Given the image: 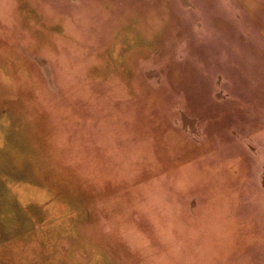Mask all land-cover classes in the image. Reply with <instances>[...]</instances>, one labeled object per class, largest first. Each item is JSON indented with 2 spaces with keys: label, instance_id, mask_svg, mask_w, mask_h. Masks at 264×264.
Returning a JSON list of instances; mask_svg holds the SVG:
<instances>
[{
  "label": "rangeland",
  "instance_id": "1",
  "mask_svg": "<svg viewBox=\"0 0 264 264\" xmlns=\"http://www.w3.org/2000/svg\"><path fill=\"white\" fill-rule=\"evenodd\" d=\"M0 264H264V0H0Z\"/></svg>",
  "mask_w": 264,
  "mask_h": 264
}]
</instances>
